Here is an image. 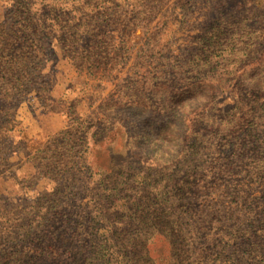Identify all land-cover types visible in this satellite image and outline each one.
Here are the masks:
<instances>
[{"label": "rangeland", "instance_id": "1", "mask_svg": "<svg viewBox=\"0 0 264 264\" xmlns=\"http://www.w3.org/2000/svg\"><path fill=\"white\" fill-rule=\"evenodd\" d=\"M208 75L219 77L208 82ZM203 84L212 92L206 105ZM245 131L258 139L250 141ZM225 137L264 166V0H0L1 249L38 217L32 208L51 223L47 208L60 204L79 222L77 231L86 216L101 213L102 195L119 188L126 217L137 221L187 192L183 202L197 206L202 185L214 173L226 174L219 164L226 161L216 160ZM229 165L244 174L251 167ZM201 171L209 176L197 183ZM152 178L159 194L145 190ZM230 180L235 191L263 193L264 184H249L244 175ZM70 189L77 199L58 194ZM222 206L239 220L207 230L227 243L229 256L237 250L241 264L264 261V230L250 212L263 210L264 202ZM105 216L109 224L97 238L85 239L90 263L116 255L103 240L130 222ZM261 223L264 229V217ZM165 238L155 236L146 248L155 264H186L171 262ZM35 246L32 236L22 252L41 256ZM201 253L189 262L212 264ZM127 257L128 264L148 258L124 254L123 264Z\"/></svg>", "mask_w": 264, "mask_h": 264}, {"label": "trees", "instance_id": "2", "mask_svg": "<svg viewBox=\"0 0 264 264\" xmlns=\"http://www.w3.org/2000/svg\"><path fill=\"white\" fill-rule=\"evenodd\" d=\"M213 69H215V65L211 63L209 70ZM215 75H208L205 79L209 82L214 77H219ZM218 82L222 84L223 80L218 78ZM201 88L204 90L202 105H206L212 92L209 90L210 87L208 84H203ZM219 91L222 92L221 89ZM251 93L254 94L253 92ZM232 108H234V106ZM245 135L253 142L258 139L255 136L256 133L253 135L245 131L244 136ZM220 141H223L225 153L223 151L216 152L220 155L216 160L218 162L226 161L225 163L219 164H222L223 167L228 169L225 170V175L219 173L212 174L209 179L212 182L210 181L202 185L201 191L198 194L200 202L197 206L192 201H188L187 203L183 202L185 195H191L187 192L183 195L175 196V201L167 203L163 210L159 208L156 214H152V218L137 221L135 218L131 219V216H128V218L126 217L125 212L128 211V207L125 202H121L127 199L123 194L124 189L115 188L116 190H113L111 193V188L107 186L104 192H110V195H102V201L100 202L101 213L94 216H86V221L83 223L84 226L77 231L76 228L79 225L77 223L79 222L61 213L60 204L54 207L49 205L47 208L46 212H50V214L53 215L51 223L47 222L45 218L46 213L38 209V207H35L32 209L38 210V217L26 223L24 229L19 233V236L9 241L4 249L0 248V264H96L88 262V255L85 251V239L87 237L91 240L96 239L99 235V227L109 224V220L105 216L107 213L111 215H120L122 218H127V221L130 222L128 223L129 225L123 227L118 232L115 239L106 238L103 240V243L109 244V246L105 247V250L109 252L110 248L114 246L116 248V255L112 258V255L107 254L103 257V261L100 262V264H110V259L114 260V264H123L121 257L124 256V254H137L145 258L148 257L145 259V264H155V259L147 254L146 248L152 244L154 237L157 235H162L167 238H165V240L170 247L171 262H186V264H192L188 259L190 255L199 250L202 251L201 254L204 255V258L212 264H224L227 262H230V264H241V258L237 255V250L232 249L231 253L233 255L232 257L229 256L228 252L225 250L227 243L222 245V238H216L214 236L215 233L210 232L207 228L210 223L214 222L224 224L226 221L225 219H229L234 223L239 220V218H233L234 211L225 210V207L222 206L224 203L237 205L240 202L245 204L248 198L256 206L259 205L260 202H264V190L262 195L252 196L250 190L247 189V191H244V189H239L235 191L234 188L236 187L230 184L231 176L238 177L241 175H244V177L249 180V184H252L253 181L258 184H264V166L257 164L258 162L256 159L250 160V157L246 158L242 156L240 144L228 141L226 137L220 138ZM216 145L219 146V139ZM196 159L199 160L198 158ZM192 160L188 159L186 162L189 161L190 164ZM242 161L247 165H251L250 170L245 172V174L235 171L234 168L229 165L234 162L240 163ZM208 163L207 161L200 160V164L205 167H215L212 166V163ZM207 172L208 171H201L199 178H197V183H199V181L203 182V180L208 178L209 174H207ZM61 177L63 176L61 175ZM194 177H196L195 174ZM220 177H223L225 180L219 183L216 182ZM166 178L170 182L176 180L174 176H166ZM152 179L153 180L150 179L145 184V190L148 194H151L150 189L153 190L152 193L159 194L156 188L158 184L153 182L155 180L154 178ZM232 182L237 184L241 181L233 179ZM67 190L68 189H66V191ZM69 191L71 192L67 194L60 190L58 194L62 193V198L77 199L78 192L71 189ZM241 192H243V195ZM142 197L141 195L138 196V198ZM213 199L219 200V204L217 201L213 202ZM42 208L44 207L42 206ZM52 208H54L55 212H51ZM41 212L45 214L43 217H40ZM250 212L252 213V219H255L257 222V230L263 231V223L261 222L264 217V209L261 211H256V209H254L250 210ZM226 216L229 217L226 218ZM100 219H102V222H100ZM250 226L251 225L247 224L249 229ZM35 227L38 231L34 229ZM255 232L256 230H253V233ZM32 236L38 240V246L33 247L36 250L34 253L40 252L41 256L38 255L36 257V254L31 253L28 257L22 252V248L28 244ZM16 247H21V250H17ZM246 254L250 256L248 252H246ZM181 257L182 259L180 260ZM129 258L130 257H127L126 264H128ZM246 264H264V261L260 258L257 262Z\"/></svg>", "mask_w": 264, "mask_h": 264}]
</instances>
